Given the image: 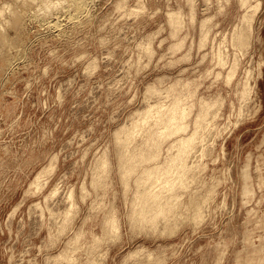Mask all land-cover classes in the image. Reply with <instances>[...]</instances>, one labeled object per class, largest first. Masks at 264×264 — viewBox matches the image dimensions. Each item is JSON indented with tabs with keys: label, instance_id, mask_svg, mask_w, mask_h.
Masks as SVG:
<instances>
[{
	"label": "rangeland",
	"instance_id": "1",
	"mask_svg": "<svg viewBox=\"0 0 264 264\" xmlns=\"http://www.w3.org/2000/svg\"><path fill=\"white\" fill-rule=\"evenodd\" d=\"M190 1L0 0V7L11 2L0 14V264H264V0L243 49L233 43L234 28L260 0L248 6L241 0ZM47 2L56 6L48 10ZM172 11L179 25L171 23ZM220 48L228 55L226 65ZM150 84L158 87L152 97ZM178 94L194 106L189 132L203 101H218L212 108L217 115L210 116L206 141L198 142L201 150L197 146L191 155L188 186L175 189L183 193L178 215L154 228L131 221L136 227L129 216L135 181L124 191L116 130L147 102L170 104ZM103 151L112 170L101 177L106 182L92 183ZM54 156L56 169L37 178ZM83 184L88 193L80 190ZM195 202L206 210L199 213L203 218ZM69 207L72 219L64 218L70 224L63 219ZM108 209L121 219L113 240L102 226ZM63 246L72 247L67 252L74 258L71 252L64 256H72L68 262L56 257Z\"/></svg>",
	"mask_w": 264,
	"mask_h": 264
},
{
	"label": "bare ground",
	"instance_id": "2",
	"mask_svg": "<svg viewBox=\"0 0 264 264\" xmlns=\"http://www.w3.org/2000/svg\"><path fill=\"white\" fill-rule=\"evenodd\" d=\"M241 1H242V4L243 5L248 6L250 0H241ZM54 2H47V3H45L46 4L45 5L46 8H48V10H50V8L52 9L54 7V4H55ZM261 4H262V2L260 0L257 3H255V4L252 3L251 5H249L248 8H247V10L242 15L241 23H239L237 26H235L234 31H233V43L237 47L243 49L244 47H247L250 44L251 38H252V34H253V27H254L255 16L258 13V11L260 10L259 6ZM55 6H56V4H55ZM6 8L7 9L8 8L9 9L11 8V2H5V4L0 7V14H2L5 11L4 9H6ZM192 9H193V7H192ZM181 13L179 15H181ZM170 15H171V23H172V20H173V23L176 22L178 25L181 23V20L179 18L180 16H178V13H174L173 12ZM3 17L5 18L4 15H3ZM191 18H194V17L192 16ZM169 19H170V17H169ZM179 20H180V23H179ZM208 20L209 19H206V20H204L202 22V29L203 30H205ZM207 36H208V34H207V31H206L205 34L203 35V42H202L203 44L205 43V41L207 39ZM150 40H151V38H150ZM225 41H226V38H225V40L223 42H225ZM141 43H140V45H141ZM149 43H150V41H149ZM144 44H145V42L142 45H144ZM147 44H148V42H147ZM224 48H226V47H224ZM146 49H148V48L146 47ZM149 49H151V48H149ZM223 49L222 48L219 49V59H220L221 63L223 62V65H226V62H227V59H228V55H227V53ZM94 62H95V60H94ZM233 64H234L233 67L230 66L231 69H232V72L229 73V74H231L230 75L231 77H232V74L233 73H234L233 76L235 75V72L237 70L236 68H237V66H239V64H238V58L234 60V63ZM229 74L227 73V75H229ZM229 80H231V79H229ZM247 85H249V84L247 83ZM148 86L149 87H147V86L146 87L149 89V91L152 90V92H150V94L151 93H154L155 94V92H156V90H157L158 87L156 88V86H154V84H152V85L150 84ZM171 87L172 86L170 85V88ZM248 89H250V88H247V89L245 88V91H244V94H245L246 97H247L246 93H248L250 91ZM165 90L168 91V88L167 89H164V91ZM246 90H248V91L246 92ZM149 91H147V92H149ZM159 91H160V89H159ZM167 91H165V92H167ZM251 92H252V89H251ZM164 93L163 94L161 93V95H164ZM150 94H149V96H150ZM154 94H151V97ZM145 96L147 97V98L145 97L146 98L145 100L147 102L148 101V95H145ZM147 103H148V105H146ZM147 103L145 104V102H144V104L147 106L145 109H141L140 108L141 110L139 109L138 112H137V110L135 111L134 114H136V112H137V115H134L135 117L133 116L134 117V118H132L133 120L130 119V120H132V122L129 120L130 121L129 122L130 124L129 123L128 124L124 123V125L122 127H120V129L118 131L116 130V132H117L116 134L118 135L116 139H118V142L119 143H117V144H119V146H120V148H119L120 150H117V152H119V154H118L119 167H120V170L119 171H121V173H120L121 175L120 176L122 177V180H123L122 182H124V183H122V184H124V191L126 189H128L129 187H131V179L132 178L135 181L134 185H135L136 189L134 191V195H132L133 198H131L132 199V202H131L132 203V205H131L132 206V209H131V213H129L130 214L129 216H131L130 222L131 221L136 222V223L139 222L138 223L139 225L136 224V223L131 222L132 224H136V225H134L136 227H137V225L139 227H141L140 224H142V226L144 224V227H146L147 226V223H148L150 225L152 224L151 226L154 228L155 225H157V224L159 225L160 221L166 220L167 223H168V220H170V217L171 216L172 217L174 216L173 218H175V216L178 215V212H179L178 211V208L182 204L181 196H183V193L180 192V193H182V195L181 194H178V193L175 192V189L178 187V185H181L182 184L184 186V184L187 185L186 183L189 182V180L186 179L187 181L185 183V178H186L188 169L192 166L191 165L192 164L191 163V161H192L191 159H193V158H191V155L196 151L197 146H198V142L200 140L203 139V142L206 141V140L204 141V138L206 137V139H207L208 136H205L204 131H205V128L207 126H209L210 119L213 117L212 115H214V116L217 115L215 113L216 111L215 112L212 111V108L216 104H218L219 102L218 101H211V100L210 101H203L202 106H201L202 109L201 110L199 109L200 111L196 115V118H195L196 119L195 120V127H194V129L191 132L188 131L189 130V126H190V123H189V119L188 118L190 116V112L192 111V107H194V106H193V103L192 104H188L186 102V100H185V97L182 94H178L170 104L165 103V101H159V102L156 101L155 103L154 102L151 103V101H149ZM142 108H144V107L142 106ZM210 116H212V117H210ZM123 134L125 135L124 138L122 137ZM138 137H141L142 138L140 143H138V139H137ZM139 141H140V139H139ZM166 142H168V146H167V149H166V154L163 157L164 159H161V156L163 155V145ZM203 142H202V145H203ZM201 147L203 148L204 146H201ZM198 148H200V145L198 146ZM106 149L107 150H110L108 147H106ZM117 149H118V147H117ZM199 150H201V148ZM105 153L106 152L103 153V156L100 155L102 157H100L101 159L99 158L100 160L97 161L98 162V167H97V164H95V166L97 167L96 168L97 170L95 169L94 172H96V173L95 174L93 173L95 175V179H93L94 182H92V183H99V182L103 183V180L104 179L100 181L101 177H104L106 179V176H109V175H107L108 172H109V169L112 170L111 167L109 168V164L110 165L112 164V163H109V160H108V159H110V157L108 156V154H105ZM201 153H202V151H201ZM57 160H59L58 157L57 156H54L52 158V160L49 161V163L47 162L48 164H45V166L42 167V169L40 171H38L39 173H38V175H36V177L37 178H41L44 174L53 172L56 169V167H57ZM193 162H195V160ZM148 163H152V164H148ZM190 179H191V177H190ZM192 181H194V179ZM44 182H46V180ZM32 183H34V182L32 181ZM104 184L106 185L107 183H104ZM84 185L85 184H83L81 186H84ZM96 185L97 184H95V186ZM182 185L180 186L181 188H182ZM98 186H100V185L98 184ZM37 187L38 186L36 185V190H38ZM41 187H43V186H41ZM102 187L104 188V186H102ZM180 187H178V188L180 189ZM184 187H186V186H184ZM56 188H58V187H56ZM97 188L98 187L96 186L95 190ZM85 189L87 190L86 185H85V188L84 189H80V190L81 191H83V190L86 191ZM55 190H54V192L52 191L53 192V195L52 196H54V197H56L55 195H57V194H55V193H57V190L56 191ZM59 190H58V193H59ZM71 190H72V188L69 190L70 192L67 191V193L69 192L70 195H71V198H72L73 195L71 193L73 192V190L72 191ZM185 190H186V188H185ZM88 191H89V189H88ZM126 191H128V190H126ZM86 192H84V194ZM89 193H91V192H89ZM96 193H98V192L96 191ZM198 194H199V192L196 195L198 196ZM88 195H90V194H88ZM209 195H210V193H209ZM68 196L69 195H67V198H69ZM80 196H81V194H80ZM82 196H84L83 198L86 197V195H83V193H82ZM193 196H195V195L193 194ZM193 196H189V197H193ZM54 197H52V198L54 199ZM207 197H209V196L207 195ZM80 198L82 199V197H80ZM100 198L101 197L98 196L97 199L100 200ZM193 198L192 199L190 198L191 199L190 200L191 202H194V199ZM47 199L48 198H46V200ZM68 200L69 199H67L66 201H68ZM83 200H85V199H83ZM102 200L104 201V199L101 198V201ZM195 200L197 201L198 199H195ZM207 200H208V198H207ZM207 200L205 199L204 201H207ZM70 201H72V199ZM204 201H203V203H204ZM48 202H50V201H48ZM72 203H73V201H72ZM195 203H196L195 206L197 208L198 214L199 213H202V211H203L202 210V208H203L202 203H200V202H195ZM47 204H49V203H47ZM98 204H96L97 206L95 205L96 206V210L98 209L97 207H99L101 203L99 204V206H98ZM207 204H205L204 206H206ZM40 205L41 204H38L37 206L36 205L35 206L39 208ZM50 205H47V206L49 208H51ZM72 206H75V205H72ZM185 206H187V205H185ZM94 207H92L91 211H93V209L95 210ZM71 208L73 209V207H69L68 208L69 210H71V212L69 211V213H67L68 212L67 211L68 209H66L65 211H63V212H65V214L63 215V219L66 220L69 217L70 213L71 214L74 213L75 210L77 209L76 206H75L74 207L75 209H73L74 212H72V209ZM114 208L115 207H113V209ZM40 209H42V207ZM109 209H112V208H109ZM109 209H108L107 213H105V216L103 215V217L105 219L102 220L104 222V223L102 222V226H104L105 236H106V233H109L107 235L108 236L107 237L108 239L110 237H113V234L115 236L117 234H120L121 233V228H122V226H121V219H120L119 215L117 214V212H114L115 209H114L113 213L110 212V214H108L109 211H110ZM186 209H187V207H186ZM189 209H187V210H189ZM183 210H184V208H183ZM52 211L50 210V212H52ZM76 211L78 212V210H76ZM205 211L206 210H204L203 212L205 213ZM42 212L43 211L40 212V210H39V214H40L41 217L42 216H45V215H43L44 212H43V214H42ZM181 212H180V214H181ZM90 213H92V212H90ZM90 213H89V218L93 214V213L92 214H90ZM182 213H184V211ZM204 213H202V215H204ZM75 214H73V215H75ZM188 214H190V213H188ZM188 214H186V215H188ZM196 214H194V215H196ZM66 215L68 217L64 218V216H66ZM182 216H183V214H182ZM200 217L203 218V216L200 215L198 217V219ZM44 218L45 217H43L42 219H44ZM87 218H88V215L86 217V220H87ZM68 219H72V217L70 216ZM176 220L177 219H175V221ZM172 221H174V220H172ZM66 222L69 223V224L71 223V221H69V220L68 221L66 220ZM72 222H73V220H72ZM82 222H84V221H82ZM67 223H64V226H66L65 224H67ZM167 223L165 222V224H167ZM174 223L175 222H173V224ZM82 224H84V223H82ZM165 224L162 223V226L164 225L163 229H166L165 227H167V225L165 226ZM150 225H148V226H150ZM68 227H69V225H68ZM152 227H151V229H152ZM167 228H169V227H167ZM62 229H63V227H62ZM155 229H157V228H155ZM64 232H65V230L63 231V233ZM79 232H78V235L77 236L75 235L76 236V239H74L72 237L74 240H77L75 243H78V241L80 240V236L81 235L79 234ZM82 234H84V233L82 232ZM95 234L96 233H94V235ZM101 234H103V233H101ZM111 234H112V236L109 237V235H111ZM97 235H95L94 237H96ZM102 236L103 235H101V237ZM119 236L120 235L116 236L115 238H118ZM50 237H51V234H50ZM101 237L99 236V238L102 241L105 240L104 239L105 237L103 239ZM51 238H53V237H51ZM51 238H50V240H52ZM72 238H70V242H71V240H73ZM97 238H98V236H97ZM97 238H95L96 241H97ZM113 239H114V237L112 238V240ZM95 240H93V241L95 242ZM109 240H111V239H109ZM85 241H86V239H85ZM98 243H99V241L96 244H98ZM92 244H93V242H92ZM68 245H72V243L71 244L68 243ZM75 245H74V248H75ZM77 246L78 245H76V247ZM80 246H84V242H83V245L81 244ZM99 246H96L95 245L96 248H99ZM66 247H64V249L62 250V252L60 254H57L58 255V256H56L57 258L60 257V259H61L62 257H64L69 252H71L70 254H72L73 252H77L76 251L77 250L76 248L73 249V252L72 251L67 252V250H69V248L71 246L69 248L68 247L66 248ZM95 247H93V249ZM71 249H72V247H71ZM142 249L143 248L141 247V250ZM138 250H137V252L133 251L132 254L134 255L136 253V255H138V254L140 255V252L138 253ZM144 250L142 252H144ZM145 252H148V251H145ZM91 253H92V251H91ZM150 253L148 252L149 255L146 254V256H149L150 258H152L153 255L151 253V256H150ZM130 254H129V256L127 255V258L128 257L133 258L132 257V254H131V256H130ZM67 255H69V254H67ZM136 255H134V256H136ZM72 256H73V254H72ZM72 256H67V257L68 258L70 257V259H71ZM67 257L66 258L65 257L63 258L66 262H68ZM57 258H55V259L57 260ZM73 258H74V256H73ZM55 259H54V261H55ZM75 259H76V257H75ZM49 260H50V257H49ZM125 260H126L125 262H127L128 259H125ZM60 261H63V260H60ZM73 261H72V263H73ZM92 261H93V259H92ZM52 262L53 261H50L51 264H52ZM70 262L71 261L69 260L68 264H71ZM97 262L100 263L99 261L95 260V263L96 264H97ZM50 263L48 261V264H50ZM56 263H57V261H56ZM60 263L58 262V264H60ZM91 263H94V261L91 262ZM53 264H54V262H53Z\"/></svg>",
	"mask_w": 264,
	"mask_h": 264
}]
</instances>
